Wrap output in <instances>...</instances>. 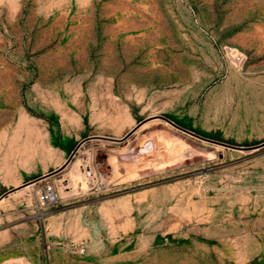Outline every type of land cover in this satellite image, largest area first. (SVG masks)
Here are the masks:
<instances>
[{
  "label": "rangeland",
  "instance_id": "obj_1",
  "mask_svg": "<svg viewBox=\"0 0 264 264\" xmlns=\"http://www.w3.org/2000/svg\"><path fill=\"white\" fill-rule=\"evenodd\" d=\"M263 76L264 0H0V196L154 115L260 143ZM0 264H264V147L90 139L0 200Z\"/></svg>",
  "mask_w": 264,
  "mask_h": 264
},
{
  "label": "water",
  "instance_id": "obj_2",
  "mask_svg": "<svg viewBox=\"0 0 264 264\" xmlns=\"http://www.w3.org/2000/svg\"><path fill=\"white\" fill-rule=\"evenodd\" d=\"M152 119H162L163 121L171 124L172 126L176 127L177 129H179V130H181V131H183V132H185V133H187L189 135H192V136H194L196 138L205 140L207 142L220 144L222 146L231 147V148H237V149H242V150H256V149L264 147V141H262L260 143L253 144V145H238V144H233V143H229V142H226V141L218 140V139L209 137L207 135H204L202 133H199V132H197L195 130H192V129L180 124L179 122L175 121L174 119H172V118H170V117H168L166 115H154V116H151V117H148V118H145V119L141 120L137 125H135L131 130H129L122 137H111V136H103V135H92V136L84 137L75 146V148L72 150V152L70 153V155L67 158V160L60 167H58L57 169H54V170H52V171H50L48 173H45V174H43L41 176L35 177V178L29 180L28 182L24 183L23 185H21L19 187H15V188H12V189H10L8 191H5L0 196V200L2 198H4L7 194H9L10 192H12V191H14L16 189L24 187L27 184L35 183V182H37L39 180L45 179L47 177H50V176L62 171L63 169H65L71 163V161L75 157L78 149L81 147V145L84 142H86V141H88L90 139H94V138H100V139H104L106 141L122 142V141L126 140L128 137H130L141 125H143L145 122H147L149 120H152Z\"/></svg>",
  "mask_w": 264,
  "mask_h": 264
},
{
  "label": "built area",
  "instance_id": "obj_3",
  "mask_svg": "<svg viewBox=\"0 0 264 264\" xmlns=\"http://www.w3.org/2000/svg\"><path fill=\"white\" fill-rule=\"evenodd\" d=\"M233 60L235 64L239 67L242 68L243 65L245 64L246 61V56L238 51L235 50H230ZM107 182L105 177L102 174H98L95 176L94 184L92 185V191L93 192H102L106 187H107ZM57 194L55 193V190L52 185H47L44 186V188L41 191L40 195V203L43 207H47L54 201H56ZM81 250H84L83 248Z\"/></svg>",
  "mask_w": 264,
  "mask_h": 264
},
{
  "label": "bare ground",
  "instance_id": "obj_4",
  "mask_svg": "<svg viewBox=\"0 0 264 264\" xmlns=\"http://www.w3.org/2000/svg\"><path fill=\"white\" fill-rule=\"evenodd\" d=\"M34 183H31V184H27V185H25L24 187H23V189L24 188H28V187H31L32 185H33ZM2 200V199H1Z\"/></svg>",
  "mask_w": 264,
  "mask_h": 264
},
{
  "label": "trees",
  "instance_id": "obj_5",
  "mask_svg": "<svg viewBox=\"0 0 264 264\" xmlns=\"http://www.w3.org/2000/svg\"><path fill=\"white\" fill-rule=\"evenodd\" d=\"M176 121V120H175ZM178 122V121H177ZM180 123V122H179ZM181 124V123H180ZM183 125V124H182ZM200 133V132H199ZM203 134V133H202ZM205 135V134H204Z\"/></svg>",
  "mask_w": 264,
  "mask_h": 264
},
{
  "label": "crops",
  "instance_id": "obj_6",
  "mask_svg": "<svg viewBox=\"0 0 264 264\" xmlns=\"http://www.w3.org/2000/svg\"><path fill=\"white\" fill-rule=\"evenodd\" d=\"M263 81H264V76L262 77Z\"/></svg>",
  "mask_w": 264,
  "mask_h": 264
}]
</instances>
